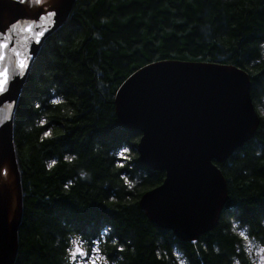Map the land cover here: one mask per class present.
<instances>
[{
	"label": "trees",
	"instance_id": "16d2710c",
	"mask_svg": "<svg viewBox=\"0 0 264 264\" xmlns=\"http://www.w3.org/2000/svg\"><path fill=\"white\" fill-rule=\"evenodd\" d=\"M263 44L264 0H76L35 57L13 116L22 196L14 264H68L66 248L79 233L98 238L99 253L112 264H253L230 221L264 243ZM167 59L245 70L259 113L253 137L217 164L228 200L219 224L195 243L178 241L140 209L139 197L162 182L164 171L139 162L140 133L127 136L114 113L121 83ZM46 128L52 138L41 140ZM122 146H130L131 159L118 167Z\"/></svg>",
	"mask_w": 264,
	"mask_h": 264
},
{
	"label": "water",
	"instance_id": "95a60500",
	"mask_svg": "<svg viewBox=\"0 0 264 264\" xmlns=\"http://www.w3.org/2000/svg\"><path fill=\"white\" fill-rule=\"evenodd\" d=\"M73 2L56 0V25ZM16 21L21 23L15 29L0 32V39L9 41L0 68L7 65L15 80L11 92L0 96V125H6L0 127V162L7 161L11 172V185H2L3 193L0 190V264L15 263L22 220L12 125L25 79L17 76L13 53L26 54L28 48L34 55L37 52L38 46L23 31L24 23L33 22V31L51 27L48 18L41 21L35 14L28 15L19 0H0V30ZM113 105L123 128L140 130L139 162L147 169L164 171L163 181L138 199L146 218L184 241L215 228L228 199L226 180L217 164L247 143L259 124L248 73L217 62L158 61L126 78L115 92ZM208 165L214 166L209 170ZM13 193L16 203L7 224L6 196L9 199Z\"/></svg>",
	"mask_w": 264,
	"mask_h": 264
},
{
	"label": "snow or ice",
	"instance_id": "6c2138e0",
	"mask_svg": "<svg viewBox=\"0 0 264 264\" xmlns=\"http://www.w3.org/2000/svg\"><path fill=\"white\" fill-rule=\"evenodd\" d=\"M19 3L21 4H29L30 6L35 5L36 6V12H35V19H39L41 21L45 20V18H48L51 21V27H40L38 30L33 31L34 24L33 22H26L23 25V31L30 33L32 38V43L34 45H39L42 43L43 37L45 34L52 30V28L55 27V19L54 17L57 15V11L55 9L53 0H19ZM20 21H16L14 23H11L10 25L6 26L5 30H0V32H6L7 29H15L18 24H20ZM9 47V41H6L4 39H0V62H3L6 57V50ZM26 54H22L19 51L14 50V55L16 56V69H17V76L20 80H23L27 77V73L31 70L32 67V61L34 58V52L31 48H28L25 50ZM15 83V80L10 78L9 71L7 65H5L3 68H0V96H6L8 93L12 90V85ZM242 88L243 85H240ZM62 101L56 98L51 99L52 104H59ZM249 102L251 103V98H249ZM34 107L36 109H40V104H35ZM48 124V121L41 118L39 120V125L41 128H45V126ZM6 126V125H0V127ZM139 129L129 127L126 130L127 136H136L139 132ZM52 130L51 128H46L42 132L41 140L50 139L52 138ZM59 135V133H57ZM137 143H141V140L139 138L137 139ZM132 149L130 146H122L119 151L116 153L117 156V166L118 167H124V161L130 160V156L128 153ZM65 160H71L72 156L66 155L64 157ZM211 159V158H210ZM56 161L53 160L48 164V167L51 168L53 164H55ZM214 165H208L209 170ZM6 171V170H5ZM83 175V173H81ZM125 184L132 188L133 185L129 183L127 179H125ZM67 187V185H65ZM109 207L111 205L109 204ZM109 229L107 227L103 228L100 232L101 236H105L108 233ZM83 233H79L75 239H72L70 241L72 247L67 248L66 251L69 255V260L73 261L74 264H99V257L98 253L100 252L98 245L100 243V240L98 238H92L90 240L83 239ZM242 237L245 236L243 232L240 233ZM113 244H117V240L115 238L112 239ZM192 243H195V241H192ZM89 245L88 247H84L82 245ZM117 251H123L124 245L118 244ZM259 251L264 252V247L260 248ZM103 264H107V259L105 258L103 260ZM261 264H264V257L261 258Z\"/></svg>",
	"mask_w": 264,
	"mask_h": 264
},
{
	"label": "bare ground",
	"instance_id": "6f19581e",
	"mask_svg": "<svg viewBox=\"0 0 264 264\" xmlns=\"http://www.w3.org/2000/svg\"><path fill=\"white\" fill-rule=\"evenodd\" d=\"M75 1L76 0H74V2H73V4H72V6H71V8H70V10H69V12H68V14H67V16L65 17V19L62 21V22H60L59 24H57L56 25V23H55V27L54 28H52V30L51 31H49L48 33H46L45 34V36L43 37V40H42V43H40L39 45H38V49H37V52L35 53V55H34V58H33V61H34V59H35V57L37 56V54H38V52H39V50H40V48H41V46L43 45V43H44V41L49 37V36H51L61 25H63L65 22H66V20H67V18H68V16H69V14H70V11H71V9H72V7H73V5H74V3H75ZM53 3H54V6L56 5V0H53ZM22 6L24 7V9L26 10V12H27V14L28 15H34L35 14V11H36V6L35 5H32V6H30L29 4H22ZM5 23H7V20H5ZM5 29H6V27H5ZM8 31V29L6 30V32ZM6 32H4V33H6ZM28 37L30 38V39H32L31 38V34L29 33L28 34ZM33 61H32V63H33ZM161 61H164V63L165 62H169V61H183V60H177V59H167V60H161ZM155 62H158V61H155ZM155 62H151V63H155ZM187 62H204V61H187ZM151 63H148V64H151ZM148 64H146V65H148ZM146 65H144L143 67H145ZM143 67H141V68H143ZM141 68H139V69H137L136 71H138V70H140ZM136 71H134L132 74H134ZM29 73V72H28ZM28 73H27V76H28ZM131 74V75H132ZM130 75V76H131ZM26 79H27V77L25 78V81H26ZM25 81H24V83H25ZM12 137H13V125H12ZM136 150H137V147H136ZM6 170V171H5ZM222 173V172H221ZM10 179H11V172H10V168H9V166H8V164H7V161H2V162H0V190L2 191V193H3V188H2V185H6V186H9V185H11L10 184ZM163 179H164V177H163ZM163 181V180H162ZM226 188H227V183H226ZM13 197L15 198L14 199V203H13ZM6 200H7V203H8V209H7V224H9V222L11 221V219H12V216H13V213H14V208H15V203H16V197H15V194L13 193L11 196H10V198L8 199L7 198V196H6ZM228 200V199H227ZM223 210V209H222ZM221 214H222V211H221V213H220V217H221ZM220 220V219H219ZM149 221V220H148ZM218 224H219V222H218ZM217 224V225H218ZM216 225V226H217ZM166 231H168V230H166ZM210 230H208V231H206V232H203V233H200V234H198L197 235V237L195 238V239H193V240H189V241H184V240H181L178 236H176L175 234H174V232H172V231H169V232H171L172 234H173V236L175 237V239H177L178 241H180V242H192V241H196V240H198V238L201 236V235H203V234H205V233H207V232H209ZM16 256H17V253H16Z\"/></svg>",
	"mask_w": 264,
	"mask_h": 264
},
{
	"label": "rangeland",
	"instance_id": "374dc122",
	"mask_svg": "<svg viewBox=\"0 0 264 264\" xmlns=\"http://www.w3.org/2000/svg\"><path fill=\"white\" fill-rule=\"evenodd\" d=\"M262 47L264 48V44ZM258 111L261 115L264 116V96L261 99L260 103L258 104ZM14 199L15 198L13 197V203H14ZM230 224L233 228H235L239 232V235L241 232H243L245 234L244 237H242L241 235L240 236L243 238L244 249H245L246 253L249 254L250 261H252L253 264H261V258L264 257V252L259 251V249L264 247V243L260 242L259 240L255 239L254 237L250 236L247 229L240 227L239 222L231 220ZM71 247H72V245L70 243L67 248H71ZM84 247H86V246H84ZM97 255L99 257V264H103V260L105 259V257L102 256L100 253H98ZM179 260H180L181 264H185L183 260H181V259H179ZM67 262H68V264H74L73 261L69 260V255L67 256ZM107 264H112V263L107 260ZM234 264H238V262L236 261V263H234Z\"/></svg>",
	"mask_w": 264,
	"mask_h": 264
}]
</instances>
